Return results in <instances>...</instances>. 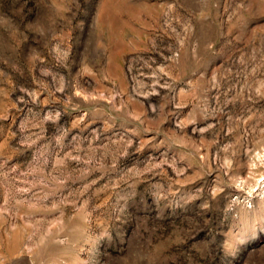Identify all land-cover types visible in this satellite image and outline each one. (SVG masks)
Wrapping results in <instances>:
<instances>
[{"label": "rangeland", "instance_id": "obj_1", "mask_svg": "<svg viewBox=\"0 0 264 264\" xmlns=\"http://www.w3.org/2000/svg\"><path fill=\"white\" fill-rule=\"evenodd\" d=\"M0 264H264V0H0Z\"/></svg>", "mask_w": 264, "mask_h": 264}]
</instances>
